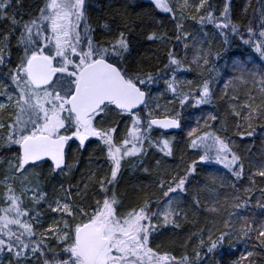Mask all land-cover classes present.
Listing matches in <instances>:
<instances>
[{
    "label": "snow or ice",
    "instance_id": "1",
    "mask_svg": "<svg viewBox=\"0 0 264 264\" xmlns=\"http://www.w3.org/2000/svg\"><path fill=\"white\" fill-rule=\"evenodd\" d=\"M233 16L232 0L219 7L212 0H44L35 13L25 0H0L6 25L0 28V264H207L200 251L177 256L153 243L162 229H180L189 209L226 213L223 230L215 239L209 234L206 247L198 237L207 254L240 244L244 252L232 264H264V139L259 148L253 143L256 126L264 131V65L234 60L239 75L224 84L226 90L233 81L260 85L259 99L250 93L241 110L230 113L238 118L233 136L248 140L243 151L224 122L202 135L193 128L187 147L199 151L198 161L181 157L172 167L174 138L153 135L182 128V112L161 105L165 93L181 109L190 101L192 107L212 103L220 73L208 66L221 53L213 54L207 25L225 52L238 38L264 61V0L246 25ZM188 19L200 24L199 34L185 26ZM165 21L173 24L171 34ZM137 37L165 46L162 68L145 69ZM195 69L202 70V83L193 96L177 73ZM204 71L215 76L203 78ZM161 81L164 90L153 95ZM230 99L238 105V97ZM84 154L90 164L93 154L104 163L81 182L67 180L65 187L60 181L49 195L42 181L74 175ZM198 164L222 166L227 175L199 180ZM126 171L134 203L119 191Z\"/></svg>",
    "mask_w": 264,
    "mask_h": 264
},
{
    "label": "trees",
    "instance_id": "2",
    "mask_svg": "<svg viewBox=\"0 0 264 264\" xmlns=\"http://www.w3.org/2000/svg\"><path fill=\"white\" fill-rule=\"evenodd\" d=\"M44 0H25L26 9L28 7L32 8L33 13H35L36 6H42ZM142 3L147 4V0H141ZM175 2V0H174ZM214 5L217 7L221 6V0H212ZM233 4V22L246 25L249 19H254L255 15L258 14V9L260 7V0H232ZM246 4H250L248 7L247 13H243V9ZM95 15V13H92ZM164 15V14H161ZM185 26L188 28L189 31L193 32L194 34H199L201 32V26L196 21H192L188 19L184 21ZM6 27V25L0 24V28ZM164 31L169 32L171 34L173 32V24L171 21H165V28ZM204 31L209 33V37L211 39V47L213 49V54L215 52H220L221 56L219 58H213L210 61L208 67L213 65H217L223 60H225L227 68L230 67V72L228 70V80L225 83H228L230 80L233 79L234 76L239 75L233 70L232 64L234 60L243 59L244 61L248 62V66L250 68L259 69L262 65H264V61H261L259 56L254 53L250 48L247 46H242L241 42L238 38H233L231 47L228 49L227 52L224 51V44L222 42V38L219 35H215L213 38V34L216 30L213 28L212 25H207L204 28ZM139 43L137 44V51L139 55L137 56L138 59L141 60L143 66L146 70H154L157 67L162 68L164 63H167L166 57V48L160 44H153L151 42H147L140 37H137ZM168 47H171L169 45ZM181 55L184 54V50L180 47L176 49ZM155 53V55H153ZM17 53L13 52V60L15 61ZM134 56L136 53L134 52ZM193 52L191 47L187 52V62L192 60ZM253 57L255 59L253 60ZM187 62L185 63V67H187ZM201 69H195L193 71H183L177 73V76L184 82L183 91L184 92H191L193 96L197 93L201 83ZM226 74V75H227ZM203 78H209L208 72H203ZM191 80L192 84L189 86L187 81ZM224 83V84H225ZM221 84V83H220ZM224 84L218 85L215 90L213 91V100L211 104L208 105H200L197 107H192L191 104L193 101H190L188 105H186L183 109L180 108L178 102H173L172 104L168 103L169 99H173L171 94L165 93L163 97H160L161 105L167 108L169 111L172 109L180 110L182 112V128L177 132L165 133L161 130H156L153 135L159 138V135H167L173 137L175 143L177 145L175 157L173 159H169L168 163L170 166L175 167L176 165L180 164V158L183 157V160L191 163L193 160L199 159V151L192 150L187 147L188 144V134L186 133L187 127H193L195 125L196 129L200 130L196 133L207 132L209 130L218 131L220 128L221 122H224L226 127L228 128L227 135L232 137V139L236 140L237 143L240 145L238 151H243V147L248 145V140L246 139L243 142H240L239 138L233 136V129L235 128V124L238 120L237 117L230 115L233 110L239 111L241 110V106L248 100L249 94L256 92L257 99H259L258 89L260 88L259 83L253 85L250 81L247 85L240 83L238 81H233L229 84V88L226 90L224 88ZM164 90V84L161 81L159 86L153 89V95H159L160 92ZM227 91L228 95H225ZM236 96L238 97V105L234 104V102L230 99V97ZM210 115H216L218 117L216 125L211 127V123L209 122L208 117ZM199 121V125L197 124ZM260 123H264L261 121ZM257 135L253 141L256 144V147L259 148L260 142L264 139V131H262L259 126L257 125ZM124 133L121 130L120 135L122 136ZM223 134V133H221ZM98 151V150H97ZM92 159L95 163L89 162L88 154L81 155L79 157L80 163L76 165V171L74 175L70 177H65L64 179H60L58 177L51 178L45 180L46 182V190L49 195L53 194V189L59 188V182L64 181L65 187H67V180H71L73 183L81 182L86 179L87 173L89 169L95 170V166L97 163L103 164L104 161L101 157L93 154ZM155 157L148 160L149 165L154 163ZM74 163V161L69 160V163ZM197 170L199 173L198 179L205 180L210 175H227L226 170L220 168L214 164L212 165H197ZM0 177H2V170H0ZM257 179V184L259 185L260 179ZM132 177L125 172L124 178L121 180L119 185V191L121 192L123 198L127 203H134L138 198L132 194L130 181ZM147 183V181H145ZM195 184V182H194ZM244 186H247L245 182ZM2 189L0 190V197H2ZM156 189H149V193L156 192ZM191 191L195 192L196 188L193 186ZM226 193L230 192L231 189L225 190ZM158 194V193H157ZM155 199V196H153ZM224 197H221L223 201ZM0 206H3L0 203ZM45 217H47V213H44ZM226 216V213L222 210L219 215L212 214L210 212L201 210L199 212L193 213L191 209L188 210V220L181 221V228L180 229H162L161 234L158 235L157 239L153 242L154 244H158L164 250H168L173 254L180 256L182 254H188L189 256H193L194 252L200 251L202 253V258L207 260V264H232L234 260L239 259L240 253L244 252V247L240 244L233 245V247L229 248L227 244L221 250H218L215 255L207 254L205 248H202L199 243L198 237L203 235L205 240V247L208 243V235L211 234L212 239H215L216 236L220 234V231L223 230V223L222 220ZM49 222V221H48ZM200 229H204L203 233H200ZM192 233H196L195 236ZM191 236V239L189 237Z\"/></svg>",
    "mask_w": 264,
    "mask_h": 264
},
{
    "label": "rangeland",
    "instance_id": "3",
    "mask_svg": "<svg viewBox=\"0 0 264 264\" xmlns=\"http://www.w3.org/2000/svg\"><path fill=\"white\" fill-rule=\"evenodd\" d=\"M215 66V69L216 70H218L219 71V76L218 77H216L215 78V82L212 84V88H213V91L215 90V88L218 86V85H221V84H224L225 82H226V80H228V74H227V72H228V70H229V72H230V67H228L227 68V65H226V62H225V60H223L222 62H220L219 64H217V65H214ZM212 67V66H211ZM227 74V75H226ZM208 75H209V77L210 76H215V72H213V73H209L208 72ZM221 83V84H220ZM0 99H2V98H0ZM208 121L209 122H207V124L208 123H211L210 124V126L211 127H214V125H216L215 124V122H217V121H211V120H209L208 119ZM193 127H187V129H186V133L188 134V132L189 131H191V129H193V128H195V125L193 124L192 125ZM200 130V128L199 129H197V132ZM212 130H209V131H207V132H211ZM204 132H202V133H198L197 135H202ZM73 163V162H72ZM214 165H216V164H214ZM216 166H218V167H220V168H222V166H219V165H216ZM2 175H3V171H2ZM58 178H60V179H64L65 177H63V176H60V177H58ZM42 186L44 187V189L46 190V182H45V180L44 181H42ZM3 186L2 185H0V190H1V188H2ZM2 191H4V189H2ZM17 191H19V186L17 185ZM47 191V190H46ZM3 193V192H2ZM26 203L28 202L27 201V199H26V201H25ZM43 211V210H42ZM49 223H50V221H49Z\"/></svg>",
    "mask_w": 264,
    "mask_h": 264
},
{
    "label": "water",
    "instance_id": "4",
    "mask_svg": "<svg viewBox=\"0 0 264 264\" xmlns=\"http://www.w3.org/2000/svg\"><path fill=\"white\" fill-rule=\"evenodd\" d=\"M180 129H172V130H168L166 133H171V132H177V131H179ZM161 131H163L164 132V130H161Z\"/></svg>",
    "mask_w": 264,
    "mask_h": 264
}]
</instances>
